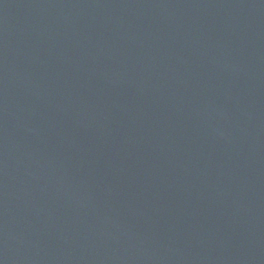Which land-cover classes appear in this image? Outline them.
<instances>
[{
    "label": "water",
    "instance_id": "obj_1",
    "mask_svg": "<svg viewBox=\"0 0 264 264\" xmlns=\"http://www.w3.org/2000/svg\"><path fill=\"white\" fill-rule=\"evenodd\" d=\"M0 264H264V0H0Z\"/></svg>",
    "mask_w": 264,
    "mask_h": 264
}]
</instances>
